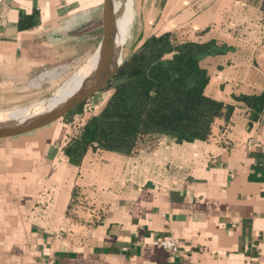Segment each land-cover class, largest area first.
<instances>
[{
	"label": "crops",
	"instance_id": "1",
	"mask_svg": "<svg viewBox=\"0 0 264 264\" xmlns=\"http://www.w3.org/2000/svg\"><path fill=\"white\" fill-rule=\"evenodd\" d=\"M211 1L205 14L189 7V23L207 27L196 41L233 47L202 61L205 93L235 104L230 121L217 119L206 140L163 136L137 155L67 157L66 140L106 98L74 126L0 140V264H264V110L253 118L236 99L264 91L259 0ZM102 4L0 0V86L74 64L88 36L96 51ZM231 18L256 30L235 36ZM166 236L176 252L155 244Z\"/></svg>",
	"mask_w": 264,
	"mask_h": 264
},
{
	"label": "trees",
	"instance_id": "2",
	"mask_svg": "<svg viewBox=\"0 0 264 264\" xmlns=\"http://www.w3.org/2000/svg\"><path fill=\"white\" fill-rule=\"evenodd\" d=\"M231 49L215 39H179L173 30L148 36L104 86L111 90L104 106L66 140L63 153L72 159L88 149L137 155L155 148L163 136L177 142L208 139L217 119L230 121L235 104L205 93L209 74L202 61ZM236 99L253 118L264 110V91ZM83 103L67 115L81 116Z\"/></svg>",
	"mask_w": 264,
	"mask_h": 264
},
{
	"label": "rangeland",
	"instance_id": "3",
	"mask_svg": "<svg viewBox=\"0 0 264 264\" xmlns=\"http://www.w3.org/2000/svg\"><path fill=\"white\" fill-rule=\"evenodd\" d=\"M211 2V0L208 2L207 0H132L133 17L129 25L128 38L121 51L120 61L123 62L152 34H160L167 30H173L176 32L179 39H195V41L201 39L207 27L204 29H195L192 23H189V7L195 8L198 14H203L207 8V4ZM262 2L263 0H259L258 8L260 12L255 19L257 20L258 26H264V10L261 9ZM227 24L229 27L228 31L233 30L234 34L233 32L231 33L238 37L244 36L247 38V35L255 29V26H251L248 22L243 25V23H239L238 19H236L235 22L233 18L228 19ZM210 26L212 27V24ZM217 27L222 29V25H217ZM88 37L81 44V55L83 56L74 64L70 66H53L41 70V72L35 74L26 81L14 84H2V86H0V113L18 108H26L29 111H33L38 109V104L45 102L48 98L55 97L54 93L66 82V80L79 71L92 55L95 54L94 42ZM100 38L101 25L97 31L98 43ZM250 38L251 36H249L248 39ZM110 94L111 90H101L100 93L94 95L98 96V98L91 97L83 103L81 107L82 113L84 111L93 113V111L96 110L95 108H101L102 104L99 103L106 98L108 99ZM61 120L65 122L71 121L73 123L72 126H74L76 122L81 123L82 116L73 113L64 116L60 121Z\"/></svg>",
	"mask_w": 264,
	"mask_h": 264
},
{
	"label": "water",
	"instance_id": "4",
	"mask_svg": "<svg viewBox=\"0 0 264 264\" xmlns=\"http://www.w3.org/2000/svg\"><path fill=\"white\" fill-rule=\"evenodd\" d=\"M114 33V0H103L101 9V38L96 50L98 58L94 72L81 88L55 107L36 114L19 124L0 126V140L17 137L44 128L62 119L78 105L100 92L117 73L122 64L114 52Z\"/></svg>",
	"mask_w": 264,
	"mask_h": 264
},
{
	"label": "bare ground",
	"instance_id": "5",
	"mask_svg": "<svg viewBox=\"0 0 264 264\" xmlns=\"http://www.w3.org/2000/svg\"><path fill=\"white\" fill-rule=\"evenodd\" d=\"M114 11L115 33L113 38V48L118 60H120L121 51L128 38L129 25L133 17L132 0H114ZM97 58L98 53L96 51L95 54L92 55V57L79 71L74 73V75L68 80H66L64 84L62 83L63 85L54 93L55 97L48 98V100H46L45 102L38 104V109H32L33 111H29L26 108H18L8 112H1L0 126H11L19 124L24 120L36 114H39L45 110L51 109L68 99L72 94H74L79 88L82 87V85L87 81L89 76L94 72L97 65Z\"/></svg>",
	"mask_w": 264,
	"mask_h": 264
},
{
	"label": "built area",
	"instance_id": "6",
	"mask_svg": "<svg viewBox=\"0 0 264 264\" xmlns=\"http://www.w3.org/2000/svg\"><path fill=\"white\" fill-rule=\"evenodd\" d=\"M158 246L162 247L163 249L169 252H176L177 251V241L173 236H166L160 240L155 242ZM48 264H54L52 260L48 262Z\"/></svg>",
	"mask_w": 264,
	"mask_h": 264
}]
</instances>
